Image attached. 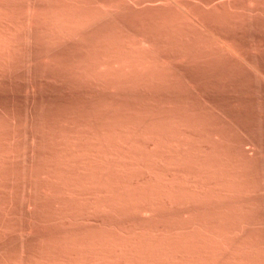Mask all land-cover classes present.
I'll return each instance as SVG.
<instances>
[{
  "label": "rangeland",
  "instance_id": "1",
  "mask_svg": "<svg viewBox=\"0 0 264 264\" xmlns=\"http://www.w3.org/2000/svg\"><path fill=\"white\" fill-rule=\"evenodd\" d=\"M0 6L5 32H0V39L4 41L6 34L10 38L14 30L13 38H20H11L12 45L6 37L13 50L6 45L4 52L0 48V60L5 61L1 60L4 68L0 62V264H32L36 258L43 260L33 264H43L46 257L52 264L62 258L65 261L58 264H80L82 254L83 260L86 255L90 261L85 264H125L126 259H131L126 264H173L175 258L174 264H264V0H0ZM30 9L35 18H29ZM185 11L195 18L194 24L192 16H186L192 22L185 18ZM46 13L48 18L54 13L62 23L65 18L64 23L73 21L75 33L70 35L68 26L65 33L63 27V38L54 41L51 34L52 41L48 40L49 30L57 36L62 27L56 26L59 22L53 25L51 16L54 30L50 29ZM8 25L12 34L6 32ZM111 57L114 62L122 59L119 65L126 62L124 69L134 76L124 65L116 67L118 62ZM104 59L112 61L107 65ZM100 61L105 62L104 68ZM153 182L161 191L163 185L164 191L171 190L168 198L152 196ZM137 189L143 195L152 191L145 197L153 209L143 206L146 199ZM139 207L150 209L140 211ZM204 245L216 257L208 255ZM165 247L167 253L170 247L177 253H170L173 262L164 253ZM140 248H148L146 254ZM199 249L203 257L213 259L206 256L209 263L203 257L204 261L198 260ZM57 255L61 258L53 260ZM90 256L96 259L89 260ZM188 256L198 261H187ZM156 258L163 259L156 262Z\"/></svg>",
  "mask_w": 264,
  "mask_h": 264
},
{
  "label": "bare ground",
  "instance_id": "2",
  "mask_svg": "<svg viewBox=\"0 0 264 264\" xmlns=\"http://www.w3.org/2000/svg\"><path fill=\"white\" fill-rule=\"evenodd\" d=\"M56 1H57V0H56ZM55 5H56V4H55ZM63 5H64V4H63ZM79 6H80V5H79ZM0 7H1V6H0ZM64 7H65V6H64ZM66 7H67V6H66ZM75 7H76V6H75ZM177 7H179V6H177ZM28 8H29V7H28ZM60 8H61V7H60ZM179 8H180V7H179ZM182 9H183V8H182ZM182 9H181V10H182ZM178 10H179V9H178ZM184 10H185V9H184ZM184 10H182V13L184 12ZM188 10H189V9H188ZM9 11H10V10H9ZM29 11H30V12H28V14H29V13H30V14L34 13V11H32V9H30ZM76 11H77V10H76ZM0 12L2 13L1 10H0ZM54 13H55V12H54ZM54 13L51 14V15H49V16H50V17H49L50 19H51V16H53L52 19L55 18V21L53 20V21L55 22L54 24H53L52 21H49V18L47 17V15H48L47 13H46V17L43 16V18H44V17H45V18H48V19H45L47 22L49 21L48 24H47V22L41 17V18L43 19V22H46L45 25L47 24V26H49L50 29L53 27L52 30H54V26L50 27V25H52V24H53V25L57 24V23L59 22V20L61 19L60 17H59V19H58V18L56 19V16H55ZM102 13H103V12H102ZM188 13H189V12L186 13V11H185V13H184V14H185V15H184L185 18H188L189 16H192L191 13H190L191 15L188 16V15H187ZM2 14H3V13H2ZM2 14H1V15H2ZM30 14H29V18H31V17H32V18H35V17H33V15L30 16ZM39 14H40V12H39ZM44 14H45V13H44ZM58 14H59V12H58ZM69 14H70V13H69ZM195 14H196V13H195ZM40 15H41V14H40ZM56 15H57V13H56ZM88 15H89V14H88ZM5 16H6V15H5ZM34 16L37 17V16H38L37 13H35ZM95 16H96V15H95ZM186 16H188V17H186ZM57 17H58V16H57ZM96 17H97V16H96ZM192 17H193V16H192ZM37 18H38V17H37ZM39 18H40V17H39ZM170 18H171V17H170ZM0 19H1V18H0ZM2 19H3V18H2ZM65 19H68V18H65ZM65 19H64V20H65ZM71 19H72V18H71ZM94 19H95V18H94ZM189 19H191V18H188V21L190 22L192 19H191V20H189ZM194 19H195V18L193 17V20H194ZM27 20H28V19H27ZM33 20H34V19H33ZM61 20H62V19H61ZM64 20H63V23H62L61 21H60L61 23L59 22L61 25H59V23L56 25L58 28H59V27H62V28H59V31L62 33V31H65V30L67 29V30L69 31L70 35H71V33H75L76 26H75L74 24H71L73 21L71 20V21H72L71 23H67V22H69V21H66V23H64ZM0 21H1V20H0ZM4 21H5V20H4ZM28 21H29V20H28ZM56 21H57V22H56ZM80 21H81V20H80ZM83 21H84V20H83ZM50 22H51V23H50ZM81 22H82V21H81ZM191 22H192V21H191ZM76 23H77V22H76ZM87 23H88V21H87ZM87 23H86V24H87ZM194 23H195V20L192 22V24H194ZM198 23H199V22H198ZM6 24H7V23H6ZM28 24H29V23H28ZM43 24H44V23H43ZM62 24H63V26H62ZM64 24H65V25L68 24V25L64 26ZM70 24H71V26L74 25V26H73V28H74V29H73L74 32L71 31V30L69 29V27H70L69 25H70ZM78 24H79V23H78ZM90 24H91V23H90ZM165 24H166V23H165ZM196 24H197V23H196ZM196 24H195V25H196ZM0 25L3 26V27L1 28V31H0V32H2V31H3L2 29H4V25H3L2 23H0ZM81 25H82V24H81ZM160 25H161V24H160ZM5 26H6V25H5ZM11 26H12V25H11ZM13 26H14V25H13ZM18 26H19V25H18ZM24 26H25V25H24ZM30 26H31V25H30ZM47 26H46V27H47ZM67 26H68V28L65 29V27H67ZM82 26H83V25H82ZM86 26H87V25H86ZM201 26H202V25H201ZM0 27H1V26H0ZM8 27H9V25L7 26V29H8V30L5 29V30H7L6 32H7V33H10V34L13 33V35L15 36L14 31H16V30H14V31L11 33V30H12L11 28H12V27H10V29H9ZM14 27H15V26H14ZM14 27H13V28H14ZM20 27H21V26H20ZM27 27H28V26H27ZM63 27H64L65 30L63 29ZM83 27H84V26H83ZM83 27H82V28H83ZM154 27H155V26H154ZM202 27H203V26H202ZM202 27H201V28H202ZM47 28H48V27H47ZM47 28H45V29H46V30H49V28H48V29H47ZM70 28H72V27H70ZM201 28H200V30H202ZM14 29H16V28H14ZM19 29H20V28H19ZM61 29H63V30H61ZM78 29H79V28H78ZM198 29H199V28H198ZM22 30H23V29H22ZM22 30H21V31H22ZM57 30H58V29H56L55 31H57ZM67 30L65 31V33H68ZM210 30H211V29H210ZM40 31H41V30H40ZM59 31H57L56 33H58ZM78 31H79V30H78ZM107 31H108V30H107ZM46 32H47V31H46ZM76 32H77V31H76ZM132 32H133V31H132ZM3 33L5 34V32H2V34H3ZM49 33H50V36L47 35L48 38L45 37V38H43V39H46V38H47L48 40H51L52 36L54 35V38H53L52 40L57 41V40H59V37H60V36L62 37V35L64 34V33H62L61 35L59 34V35L55 36L56 34L53 33L52 31L50 32V30H49ZM200 33H201V32H200ZM215 33H216V32H215ZM4 34H3V35H4ZM21 34H22V33H21ZM51 34H53V35H51ZM213 34H214V33H213ZM3 35H2V37H3ZM6 35H7L6 37L9 38V34H6ZM13 35L9 38V40H10L11 38H12V39H16L15 37L13 38ZM44 35H45V34H44ZM64 35H65V34H64ZM64 35H63V37H64ZM78 35H79V34H78ZM58 36H59V37H58ZM208 36L213 37L212 34H208ZM0 37H1V34H0ZM6 37H3V38L6 39ZM56 37H58V38H56ZM63 37H62V38H63ZM112 37H113V36H112ZM214 37H215V39L220 38L219 36L216 37L215 35H214ZM214 37H213V38H214ZM8 38L6 39L7 41H6L5 39H3L4 41H2V38L0 39V43L2 44V42H3L2 45L0 44V46H1L0 48L2 49L3 52H4V50L7 49V48L9 49V47L12 48L11 45H8V44H9V40H8ZM55 38H56V40H55ZM213 38H211V39H213ZM19 39H20V38H17L16 40H19ZM117 39H118V38H117ZM126 39H127V41H128V36H127ZM16 40H15V42H16ZM52 40H51V41H52ZM105 40H106V39H105ZM213 40H214V39H213ZM1 41H2V42H1ZM10 41H11V43H12V45H13V41H14V40H13V41L10 40ZM22 41H23V40H22ZM27 41H28V40H27ZM100 41H101V40H100ZM110 41H111V40H110ZM122 41H124V40H122ZM15 42H14V43H15ZM19 42H20V41H19ZM62 42H63V41H62ZM101 42H103V39H102ZM211 42H212V41H211ZM214 42H215V41H214ZM216 42H217V40H216ZM16 43H17V42H16ZM95 43H96V42H95ZM99 43H100V42H99ZM123 43H124V42H123ZM123 43H122V44H123ZM130 43H131V42H130ZM217 43H218V42H217ZM219 43H220V42H219ZM38 44H39V43H38ZM220 44H221V43H220ZM220 44H218V45L220 46ZM3 45H4V46L6 45L7 48H6V47H2ZM14 45L16 46L17 44H14ZM70 45H71V44H70ZM99 45H100V44H99ZM128 45H130V44H128ZM128 45H127V46H128ZM136 45H137V44H136ZM216 45H217V44H216ZM15 46H14V47H15ZM22 46H23V45H22ZM117 46H118V45H117ZM123 46H124V45H123ZM119 47H120V46H119ZM134 47L136 48V46H134ZM134 47H133V48H134ZM227 47H229V46H227ZM3 48H5V49L3 50ZM113 48H114V47H113ZM117 48H118V47H117ZM122 48H123V47H122ZM130 48H131V47H130ZM133 48H131V49H133ZM135 48H134V49H135ZM1 49H0V50H1ZM111 49H112V48H111ZM118 49H119V48H118ZM120 49H121V48H120ZM123 49H124V48H123ZM126 49L128 50L129 48H126ZM12 50H13V48H12ZM96 50H97V49H96ZM127 50H126V51H127ZM124 51H125V50H124ZM149 51H151V50H149ZM227 51H228V49H227ZM13 52H14V51H13ZM127 52H128V51H127ZM140 52H141V51H140ZM0 53H1V56H3V55H2V52H0ZM104 53H105V52H104ZM107 53H108V52H107ZM130 53H133V52L131 51ZM130 53H129V54H130ZM133 54H134V53H133ZM133 54H132V55H133ZM139 54H140V53H139ZM143 54H144V53H143ZM8 55H9V54H8ZM93 55H94V54H93ZM102 55H103V54H102ZM105 55H106V54H105ZM105 55H104V57H105ZM109 55L111 56V54H109ZM109 55H108V56H109ZM1 56H0V57H1ZM110 56H109V57H110ZM139 56H140V55H139ZM95 57H96V55H95ZM112 57H115V58H116V56H114V55H113ZM112 57H111V58H112ZM118 57H119V56H118ZM232 57H233V56H232ZM3 58H4V57H3ZM97 58H98V55H97ZM100 58H102V57H100ZM100 58H99V59H100ZM107 58H108V57H107ZM115 58H114V59H115ZM127 58H128V57H127ZM127 58H126V61H127ZM129 58H130V57H129ZM134 58H135V57H134ZM134 58H132V59H134ZM105 59H106V57H105ZM105 59H104V60H105ZM112 59H113V58H112ZM114 59H113V62H114ZM137 59H139V58L137 57ZM166 59H167V58H166ZM243 59H244V58H243ZM1 60H2V59H1ZM1 60H0V62H1ZM5 60H6V58H5ZM94 60H95V59H94ZM100 60H101V59H100ZM108 60H109V59H108ZM121 60H122V59H120V61H119L118 59H116L117 62H118V61L121 62ZM130 60H131V59H130ZM130 60H129V61H130ZM241 60H242V59H241ZM105 61H106V60H105ZM111 61H112V60H111ZM111 61H110V62H111ZM116 61H115L114 63H117ZM122 61H123V60H122ZM129 61H128V62H129ZM135 61H136V60H134V62H135ZM138 61H139V60H138ZM2 62H5V61L2 60ZM2 62H1V66L4 68V66L2 65ZM98 62H99V61H98ZM100 62H101V61H100ZM110 62H108V63H110ZM119 62L117 63L118 65H119ZM136 62H137V61H136ZM139 62H140V61H139ZM153 62H154V61H153ZM162 62H163V61H162ZM9 63H10V62H9ZM96 63H97V62H96ZM101 63H102V62H101ZM104 63H105V62H104ZM104 63H102V64H103V68H104V66L106 65V64L104 65ZM106 63H107V61H106ZM108 63H107V65H108ZM114 63H113V64H114ZM125 63H126V62H125ZM125 63L123 62V64H122V65H124L123 69L125 68ZM131 63H132V62H131ZM166 63H167V62H166ZM5 64H8V62L5 63ZM5 64H4V65H5ZM99 64H100V63H99ZM102 64H101V65H102ZM133 64H134V63H133ZM160 64H161V63H160ZM10 65H11V64H10ZM91 65H92V64H91ZM97 65H98V64H97ZM118 65H117L116 67H121V66H122V65H119V66H118ZM128 65H129V63H128ZM128 65L126 64V66H128ZM130 65H131V64H130ZM142 65H143V64H142ZM151 65H152V64H151ZM5 66L8 67V65H5ZM113 66H114V65H113ZM137 66H138V64H137ZM137 66L135 65V66H133L132 68L134 69V67H137ZM139 66L141 67L140 64H139ZM144 66H145V65H144ZM144 66H143L142 68H144ZM89 67H90V66H89ZM107 67H108V66H107ZM110 67H111V65H110ZM128 67H129V66H128ZM161 67H162V66H161ZM168 67H169V66H168ZM100 68H101V67H100ZM130 68H131V67H130ZM1 69H2V68H1ZM109 69H110V68H109ZM118 69H119V68H118ZM121 69H122V68H121ZM123 69H122V70H123ZM139 69H140V68H139ZM149 69H150V68H149ZM153 69H154V68H153ZM95 70H96V69H95ZM100 70H101V69H100ZM110 70H111V69H110ZM124 70H125V69H124ZM134 70H135V69H134ZM134 70H133V71H134ZM142 70L145 71L144 69H142ZM146 70H147V67H146ZM105 71H106V70H105ZM112 71H113V69H112ZM120 71H121V70H120ZM125 71H126V70H125ZM128 71H129V70H127L126 72H127L128 74H130L131 72L129 71V72H130V73H129ZM136 71L138 72V68H137ZM140 72H141V71H140ZM158 72H159V71H158ZM108 73H109V71H108ZM124 73H125V72H124ZM127 73H126V74H127ZM132 73H133V72H132ZM132 73H131V74H132ZM134 73H135V72H134ZM141 73H142V72H141ZM135 74H136V73H135ZM132 75H133V74H132ZM141 75H143V74H141ZM2 76H3V75H2ZM111 76H112V75H111ZM133 76H134V75H133ZM146 76H147V73H146ZM88 77H89V76H88ZM120 77H121V76H120ZM125 77H126V76H125ZM128 77H129V76H128ZM129 78H130V77H129ZM133 78H134V77H133ZM137 78H139V77H137ZM116 79H117V78H116ZM141 79H142V78H141ZM133 80H134V79H133ZM135 80H136V79H135ZM1 81H2V80H1ZM131 82H132V81H131ZM136 82H137V81H136ZM174 89H175V88H174ZM175 117H176V116H175ZM14 119H15V118H14ZM165 123H166V122H165ZM173 125H174V124H173ZM0 126H1V125H0ZM42 126H43V125H42ZM146 128H147V127H146ZM177 128H178V127H177ZM2 129H3V128H2ZM43 129H44V128H43ZM111 130H112V129H111ZM158 130H159V129H158ZM144 132H145V131H144ZM119 134H120V133H119ZM147 134H148V133H147ZM13 135H15V134H13ZM103 136H104V135H103ZM138 136H139V135H138ZM147 137H148V136H147ZM48 138H49V137H48ZM97 138H98V137H97ZM148 138H149V137H148ZM151 138H152V137H151ZM102 139H103V137H102ZM104 139H105V138H104ZM104 139H103V140H104ZM120 139H121V138H120ZM144 139H145V138H144ZM144 139H143V140H144ZM2 140H3V139H2ZM143 140H142V141H143ZM145 140H146V139H145ZM173 140H174V138H173ZM0 141H1V140H0ZM121 141H123V140H121ZM201 141H202V140H201ZM56 142H57V141H56ZM66 142H67V141H66ZM76 142H77V141H76ZM92 142H93V141H92ZM135 142H136V141H135ZM186 142H187V141H186ZM26 143H27V142H26ZM79 143H80V142H79ZM95 143H96V142H95ZM99 143H100V142H99ZM106 143H107V142H106ZM127 143H129V142H127ZM2 144H5V143H2ZM72 144H73V143H72ZM76 144H77V143H76ZM119 144H120V143H119ZM176 144H177V143H176ZM69 145H71V144H69ZM74 145H75V144H74ZM74 145H73V146H74ZM102 145H103V144H102ZM115 145H116V144H115ZM153 145H154V144H153ZM155 145H157V144H155ZM155 145H154V146H155ZM109 146H110V145H109ZM154 146H153V147H154ZM186 146H187V145H186ZM197 146H198V145H197ZM97 147H99V146H97ZM112 147H113V146H112ZM126 147H127V146H126ZM135 147H136V146H135ZM138 147H139V146H138ZM39 148H40V147H39ZM71 149H72V148H71ZM111 149H112V148H111ZM136 149H137V148H136ZM15 150H16V149H15ZM109 150H110V149H109ZM119 150H120V149H119ZM129 150H130V149H129ZM7 151H8V150H7ZM11 151H12V150H11ZM16 151H17V150H16ZM16 151H15V152H16ZM102 151H103V150H102ZM106 151H107V150H106ZM25 152H26V151H25ZM8 153H10V152L8 151ZM114 153H115V152H114ZM125 153H126V152H124V154H125ZM58 154H59V153H58ZM108 154H109V153H108ZM108 154H107V155H108ZM115 154H116V153H115ZM129 154H130V153H129ZM144 154H145V153H144ZM3 155H4V153H3ZM11 155H12V154H11ZM93 155H94V154H93ZM96 155H97V154H96ZM101 155H102V154H101ZM105 155H106V154H105ZM117 155H118V154H117ZM130 155H131V154H130ZM130 155H128V156H130ZM109 156H110V155H108L107 157H109ZM111 156H112V154H111ZM115 156H116V155H115ZM124 156H125V155H124ZM128 156L126 155V158H127ZM132 156H133V155H132ZM224 156H225V155H224ZM74 157H75V156H74ZM77 157H79V156L77 155ZM80 157H81V156H80ZM83 157H85V156H83ZM117 157H118V156H117ZM117 157H116V160L118 159ZM158 157H159V156H158ZM161 157H162V156H161ZM12 158H13V157H12ZM87 158H88V157H87ZM105 158H106V156H105ZM114 158H115V157H114ZM148 158H149V157H148ZM189 158H190V157H189ZM77 159H79V158H77ZM77 159H76V160H77ZM82 159H83V158H82ZM121 159H125V158H120V159H118V161H120ZM127 159H128V158H127ZM133 159H134V158H133ZM133 159H132V160H133ZM142 159H143V158H142ZM181 159H182V158H181ZM212 159H213V158H212ZM0 160H1V159H0ZM2 160H3V158H2ZM94 160H95V158H94ZM112 160H113V159H112ZM116 160H115V161H116ZM129 160H131V158H130ZM129 160H127V162H128ZM140 160H141V158H140ZM145 160H146V159H145ZM151 160H153V158H152ZM165 160H166V159H165ZM89 161H90V160H89ZM96 161H97V160H96ZM121 161H122V160H121ZM123 161H126V160H123ZM155 161H156V160H155ZM159 161H160V160H159ZM104 162H106V161H104ZM113 162H114V161H113ZM132 162H133V161H132ZM148 162H149V161H148ZM99 163H100V162H99ZM102 163H103V162H102ZM108 163H109V162H108ZM119 163H120V162H119ZM122 163H123V162H122ZM122 163H120V164H122ZM125 163H126V162H125ZM167 163H168V162H167ZM171 163H172V162H171ZM206 163H208V162H206ZM40 164H41V163H40ZM126 164H127V163H126ZM135 164H136V163H135ZM116 165H117V164H116ZM118 165H119V164H118ZM124 165H125V164H124ZM127 165H128V164H127ZM127 165H126V166H127ZM155 165H156V164H155ZM171 165H172V164H171ZM191 165H192V164H191ZM43 166H44V165H43ZM101 166H102V165H101ZM108 166H109V165H108ZM112 166H113V165H112ZM129 166H130V165H129ZM205 166H206V165H205ZM105 167H106V166H105ZM109 167H110V166H109ZM109 167H108V168H109ZM118 167H120V166H118ZM122 167H123V166H122ZM127 167H128V166H127ZM130 167H131V166H130ZM17 168H18V167H17ZM113 168H114V167H113ZM153 168H154V167H153ZM155 168H156V166H155ZM198 168H199V167H198ZM200 168H201V167H200ZM70 169H71V168H70ZM85 169H87V168H85ZM138 169H139V168H138ZM211 169H212V168H211ZM214 169H215V168H214ZM235 169H236V168H235ZM46 170H47V169H46ZM114 170H115V169H114ZM119 170H120V169H119ZM198 170H199V169H198ZM201 171H202V170H201ZM208 171H209V170H208ZM211 171H212V170H211ZM211 171H210V172H211ZM253 171H254V170H253ZM4 172H5V171H4ZM81 172H82V171H81ZM95 172H96V171H95ZM105 172H106V171H105ZM108 172H109V171H108ZM226 172H227V171H226ZM89 173H90V172H89ZM102 173H103V172H102ZM122 173H123V172H122ZM179 173H180V172H179ZM207 173H208V172H207ZM46 174H47V173H46ZM104 174H105V173H104ZM117 174H118V173H117ZM176 174H177V173H176ZM209 174H210V173H209ZM234 174H235V173H234ZM108 175H109V174H108ZM130 175H131V173H130ZM130 175H129V176H130ZM149 175H150V174H149ZM156 175H157V174H156ZM173 175H174V173H173ZM178 175H179V174H178ZM205 175H206V174H205ZM211 175H212V174H211ZM214 175H215V174H214ZM214 175H213V176H214ZM217 175H218V174H217ZM217 175H216V176H217ZM246 175H247V174H246ZM154 176H155V175H154ZM154 176H153V177H154ZM163 176H164V175H163ZM187 176H188V175H187ZM201 176H202V175H201ZM224 176H225V175H224ZM118 177H119V176H118ZM132 177H134V176H132ZM196 177H197V176H196ZM203 177H204V176H203ZM207 177H208V175H207ZM207 177H206V178H207ZM116 178H117V177H116ZM181 178H182V177H181ZM188 178H189V177H188ZM222 178H223V177H222ZM232 178H233V177H232ZM1 179H2V178H1ZM90 179H91V178H90ZM110 179H111V178H110ZM112 179H113V178H112ZM127 179H128V178H127ZM150 179H151V178H150ZM154 179H155V178H154ZM159 179H161V176L159 177ZM159 179H158V180H159ZM179 179H180V178H179ZM182 179H183V178H182ZM194 179H195V176H194ZM194 179H193V180H194ZM227 179H228V178H227ZM16 180H17V179H16ZM121 180H122V179H121ZM148 180H149V179H148ZM156 180H157V179H156ZM156 180H155V181H156ZM161 180H162V179H161ZM183 180H185V179H183ZM202 180H203V179H202ZM213 180H214V179H213ZM228 180H229V179H228ZM88 181H89V180H88ZM97 181H98V180H97ZM105 181H106V180H105ZM119 181H120V180H119ZM122 181H123V180H122ZM155 181H154V182H155ZM178 181H179V180H178ZM178 181H175V182L177 183ZM181 181H182V180H181ZM181 181H180V183H181ZM189 181L191 182V180H189ZM189 181H188V182H189ZM232 181H233V180H232ZM234 181H235V180H234ZM236 181H237V180H236ZM37 182H38V181H37ZM90 182H91V181H90ZM98 182H99V181H98ZM103 182H104V181H103ZM109 182H110V181H109ZM120 182H121V181H120ZM137 182H138V181H137ZM150 182H151V181H150ZM154 182H153V183H154ZM159 182H160V181H158V183H159ZM168 182H169V181H168ZM171 182H172V181H171ZM195 182H196V181H195ZM212 182H213V181H212ZM223 182H224V181H223ZM63 183H64V182H63ZM117 183H118V182H117ZM125 183H126V182H125ZM164 183H165V182H164ZM164 183H163V184H164ZM166 183H167V182H166ZM191 183H192V182H191ZM201 183H202V182H201ZM205 183H206V182H205ZM228 183H229V182H228ZM245 183H246V182H245ZM90 184H91V183H90ZM96 184H97V183H96ZM111 184H112V183H111ZM121 184H122V183H121ZM121 184H120V185H121ZM151 184H152V183H151ZM160 184H161V183H160ZM225 184H226V183H225ZM230 184H231V183H230ZM83 185H84V184H83ZM97 185H99V183H98ZM107 185H108V184H107ZM136 185H137V184H136ZM148 185H149V184H148ZM148 185H147V186H148ZM153 185L155 186L156 184L154 183ZM170 185H171V184H170ZM172 185H173V184H172ZM174 185H175V184H174ZM178 185H179V184H178ZM199 185H200V184H199ZM92 186H93V185H92ZM105 186H106V185H105ZM105 186H104V187H105ZM115 186H116V185H115ZM154 186H152V187H153V188H152V189H153V194H152V191H150V190H152V189H150V190L148 189V190L151 192L152 196L154 195V197L157 199L158 197H160V196H158V195H161V194H162L161 198H159V199H162V197H164L165 199L168 198V197H167V196L169 195L168 192L171 191V190L167 191V190L165 189V191H167V192L165 193V191L163 190L164 185L162 186V184H161L160 187H161V186L163 187V188H162V187H161V188H162V191L165 193V194L163 195L161 189H160V188H159L160 190L157 189V188L159 187V184L156 185L157 187H154ZM166 186H168V185H166ZM188 186H189V185H188ZM215 186H216V185H215ZM225 186H226V185H225ZM68 187H69V186H68ZM88 187H89V186H88ZM90 187H91V186H90ZM90 187H89V188H90ZM98 187H99V186H98ZM102 187H103V186H102ZM116 187H117V186H116ZM119 187H120V186H119ZM123 187H125L124 184H123ZM139 187H140V186H139ZM139 187H138V188H139ZM148 187L150 188L151 186H148ZM148 187H147V188H148ZM171 187H172V186H171ZM171 187H169V188L171 189ZM185 187H186V186H185ZM190 187H191V185H190ZM218 187H219V186H218ZM241 187H242V186H241ZM241 187H240V189H241ZM243 187H244V185H243ZM64 188H65V187H64ZM76 188H77V187H76ZM80 188H81V187H80ZM112 188H113V186H112ZM154 188H156L157 191H155ZM169 188H168V189H169ZM180 188H181V187H180ZM182 188H183V187H182ZM188 188H189V187H188ZM193 188H194V187H193ZM226 188H227V187H226ZM249 188H250V187H249ZM47 189H48V188H47ZM66 189H67V188H66ZM69 189H70V188H69ZM94 189H95V188H94ZM116 189H117V188H116ZM122 189H123V188H122ZM135 189H136V188H135ZM144 189H145V188H144ZM233 189H235V188H233ZM245 189H246V187H245ZM78 190H79V189H78ZM119 190H120V188H119ZM137 190H138V189H137ZM137 190H135L136 193H138V192H139L138 194H141V193H142V192H140L141 190H140V191L138 190V192H137ZM158 190L161 191L160 194L158 193V192H159ZM173 190H174V189H173ZM194 190H196V189H194ZM229 190H230V189H229ZM243 190H244V189H243ZM246 190H247V189H246ZM91 191H92V190H91ZM111 191H112V190H111ZM128 191H129V190H128ZM144 191H145V190H144ZM179 191H180V189H179ZM184 191H185V190H184ZM208 191H209V190H208ZM219 191H220V190H219ZM219 191H218V192H219ZM241 191H242V190H241ZM5 192H6V191H5ZM103 192H104V191H103ZM106 192H107V191H106ZM112 192H113V191H112ZM145 192H146V191H145ZM150 192L147 191V193H150ZM198 192H199V191H198ZM227 192H228V191H227ZM237 192H238V191H237ZM244 192H245V191H244ZM247 192H248V191H247ZM45 193H46V192H45ZM97 193H98V192H97ZM113 193H114V192H113ZM113 193H112V194H113ZM147 193H145V194H146V195H149V197H150L151 195H150V194H147ZM154 193H157V194H158V195H157L158 197L155 196ZM172 193H173V192H172ZM73 194H74V193H73ZM86 194H87V193H86ZM95 194H96V193H95ZM138 194H137V195H138ZM145 194L143 195V193H142L141 195L146 199L147 196H146ZM167 194H168V195H167ZM170 194H171V193H170ZM173 194L175 195V193H173ZM173 194H171V195H173ZM184 194H185V193H184ZM187 194H189V193L187 192ZM187 194H186V195H187ZM192 194H193V193H192ZM192 194H191V196H192ZM194 194H195V193H194ZM205 194H206V192H205ZM251 194H252V193H251ZM61 195H62V194H61ZM98 195H101V194H98ZM98 195H97V196H98ZM105 195H106V194H105ZM137 195L134 193V197H135V196L137 197ZM171 195H170V196H171ZM178 195H179V194H178ZM110 196H111V195H110ZM138 196H140V195H138ZM145 196H146V197H145ZM183 196H184V195H183ZM183 196H182V197H183ZM187 196H188V195H187ZM203 196H204V195H203ZM205 196H206V195H205ZM205 196H204V197H205ZM226 196H227V195H226ZM49 197H50V196H49ZM69 197H70V196H69ZM73 197H74V196H73ZM75 197H76V196H75ZM105 197H107V196H105ZM134 197H133V198H134ZM140 197H141V196H140ZM140 197L136 198V200L133 199V198H130V199H131V200L133 199V200L137 201V199H141ZM176 197H177V196H176ZM176 197H175V198H176ZM184 197H185V196H184ZM188 197H189V196H188ZM79 198H80V197H79ZM87 198H89V197H87ZM87 198H86V199H87ZM175 198H174V199H175ZM180 198H181V197H180ZM180 198H179V199H180ZM194 198H195V197H194ZM196 198H197V197H196ZM94 199H95V198H94ZM96 199H97V198H96ZM96 199H95V200H96ZM101 199H102V198H101ZM149 199H150V198H149ZM149 199H148V203H150V202H149ZM159 199H158V200H159ZM169 199H170V198H169ZM176 199H177V198H176ZM184 199H185V198H184ZM187 199H188V198H187ZM200 199H201V198H200ZM205 199H206V198H205ZM214 199H215V198H214ZM220 199H221V198H220ZM162 200H164V199H162ZM181 200H182V199H181ZM197 200H198V198H197ZM203 200H204V199H203ZM207 200H208V199H207ZM45 201H46V200H45ZM150 201H151V199H150ZM168 201H169V200H168ZM171 201H172V198H171ZM182 201H183V200H182ZM186 201H187V200H186ZM201 201H202V199H201ZM201 201H200V202H201ZM15 202H16V201H15ZM86 202H87V201H86ZM109 202H111V201H109ZM113 202H114V201H113ZM128 202H129V201H128ZM139 202L142 203L143 201L140 200ZM144 202L146 203V204H143L144 207H145L146 205H147V206H148V205L151 206V209H153L152 207H155V206H153V203H152V204H151V203H150V204H147V199H146V201H144ZM151 202H155L154 199H153V201H151ZM157 202H158V201H156V203H157ZM159 202H160V201H159ZM163 202H164V201H163ZM174 202H175V200H174ZM187 202H188V201H187ZM190 202H191V201H190ZM210 202H212V201H210ZM75 203H76V202H75ZM82 203H83V202H82ZM133 203H135V202H133ZM156 203H155V204H156ZM160 203H162V202H160ZM170 203H172V202H170ZM192 203H193V202H192ZM214 203H215V202H214ZM232 203H233V202H232ZM46 204H47V203H46ZM80 204H81V203H80ZM83 204H84V203H83ZM89 204H90V203H89ZM93 204H94V203H93ZM103 204H104V203H103ZM111 204H112V202H111ZM116 204H117V202H116ZM164 204H165V203H164ZM177 204H178V203H177ZM194 204H195V203H194ZM95 205H97V204H95ZM104 205H105V204H104ZM106 205H108V204H106ZM109 205H110V204H109ZM112 205H113V204H112ZM112 205H111V206H112ZM135 205H136V204H135ZM137 205H138V203H137ZM140 205H141V204H140ZM140 205H139V206H140ZM161 205H162V204H161ZM175 205H176V204H175ZM181 205H182V204H181ZM86 206H87V205H86ZM133 206H134V204H133ZM157 206H159V205L157 204ZM186 206H187V205H186ZM188 206H189V205H188ZM196 206H197V205H196ZM196 206H195V207H196ZM199 206H200V205H199ZM233 206H234V205H233ZM90 207H91V206H90ZM104 207H105V206H104ZM131 207H132V205H131ZM171 207H172V206H171ZM102 208H103V207H102ZM109 208H111V207L109 206ZM112 208H113V207H112ZM139 208H140V211H141V210H142V211H143V210L145 211V209H150V207H149V208L147 207V208H145V209H143V208H141V207H139ZM246 208H247V207H246ZM55 209H56V208H55ZM89 209H90V208H89ZM101 210H102V209H101ZM250 210H251V209H250ZM71 211H72V210H71ZM87 211H88V210H87ZM97 211H100V210H97ZM237 211H238V210H237ZM240 211H241V210H240ZM4 212H5V211H4ZM76 212H77V211H76ZM89 212H90V211H89ZM225 212H226V211H225ZM73 213H74V212H73ZM108 213H109V212H108ZM110 213H111V212H110ZM110 213H109V214H110ZM147 213H149V211H148ZM150 213H151V212H150ZM201 213H202V212H201ZM218 213H219V212H218ZM238 213H239V212H238ZM245 213H246V212H245ZM255 213H256V212H255ZM38 214H40V213H38ZM209 214H210V213H209ZM224 214H225V213H224ZM224 214H223V215H224ZM215 215H216V214H215ZM215 215H214V216H215ZM234 215H235V214H234ZM236 215H237V214H236ZM238 215H239V214H238ZM245 215H246V214H245ZM248 215H249V214H248ZM74 216H75V215H74ZM232 216H233V215H232ZM239 216H240V215H239ZM239 216H238V217H239ZM250 216H251V215H250ZM211 217H212V216H211ZM236 217H237V216H236ZM230 218H231V217H230ZM243 218H244V217H243ZM152 219H153V218H152ZM199 219H200V218H199ZM225 219H226V218H225ZM230 220H231V219H230ZM239 220H240V219H239ZM244 220H245V219H244ZM246 220H248V219H246ZM103 221H104V220H103ZM167 221H168V220H167ZM198 221H199V220H198ZM211 221H212V220H211ZM215 221H216V220H215ZM221 221H222V220H221ZM231 221H232V220H231ZM237 221H238V220H237ZM160 222H161V221H160ZM203 222H204V221H203ZM205 222H206V221H205ZM205 222H204V223H205ZM218 222H219V221H218ZM250 222H251V221H250ZM165 223H166V222H165ZM192 223H193V222H192ZM97 224H98V223H97ZM195 224H196V223H195ZM229 224H230V223H229ZM248 224H249V223H248ZM170 226H171V225H170ZM143 227H144V226H143ZM156 227H157V226H156ZM213 227H214V225H213ZM219 227H220V226H219ZM223 227H224V226H223ZM223 227H222V228H223ZM228 227H230V226H228ZM153 228H154V227H153ZM169 228H170V227H169ZM198 228H199V227H198ZM198 228H197V229H198ZM210 228H211V227H210ZM220 228H221V227H220ZM149 229H150V227H149ZM149 229H148V230L145 229V230H146V231H149ZM151 229H152V227H151ZM197 229H195V230H197ZM216 229H217V227H216ZM216 229H214V230H216ZM233 229H234V228H233ZM152 230H153V229H152ZM175 230H176V229H175ZM182 230H184V229H182ZM185 230H186V229H185ZM193 230H194V229H193ZM205 230H206V228H205ZM209 230H210V229H209ZM220 230H221V229H220ZM220 230H218V232H219ZM223 230H224V229H223ZM225 230L227 231V229H225ZM228 230H229V228H228ZM236 230H237V229H236ZM240 230H241V229H240ZM85 231H86V230H85ZM141 231H142V229H141ZM150 231H151V230H150ZM161 231H162V230H161ZM179 231H180V230H179ZM186 231H187V230H186ZM198 231H199V230H198ZM212 231H213V230H212ZM231 231H232V230H230V232H231ZM233 231H234V230H233ZM98 232H99V231H98ZM119 232H120V231H119ZM136 232H137V231H136ZM136 232H135V233H136ZM139 232H140V231H139ZM143 232H144V231H142V233H143ZM191 232H192V231H191ZM191 232H190V233H191ZM203 232H204V229H203ZM203 232H202V233H203ZM205 232H206V231H205ZM85 233H86V232H85ZM120 233H121V232H120ZM126 233H127V232H126ZM145 233H148V232H145ZM145 233H144V234H145ZM149 233H151V232H149ZM155 233H156V232H155ZM158 233H159V232H158ZM163 233H165V232H163ZM167 233H168V232H167ZM167 233H166V234H167ZM174 233H175V232H174ZM179 233H181V232H179ZM183 233H184V232H183ZM188 233H189V232H188ZM195 233H196V232H195ZM206 233H207V232H206ZM215 233H216V232H215ZM215 233H213V234H215ZM224 233H225V232H224ZM224 233H223V234H224ZM231 233H232V232H231ZM96 234H97V233H96ZM136 234H137V233H136ZM138 234H139V233H138ZM138 234H137V235H138ZM170 234H171V233H170ZM186 234H187V233H186ZM192 234H193V233H192ZM216 234H217V233H216ZM221 234H222V233H221ZM221 234H220V235H221ZM226 234H228V232H227ZM232 234H233V233H232ZM236 234H237V233H236ZM31 235H32V234H31ZM34 235H35V234H34ZM98 235H100V234H98ZM98 235H97V237H98ZM125 235H126V234H125ZM125 235H124V236H125ZM131 235H132V234H131ZM134 235H135V234H134ZM142 235H143V234H142ZM145 235H146V234H145ZM147 235H148V236H151V234H150V235L147 234ZM147 235H146V236H147ZM160 235H161V234H160ZM167 235H168V234H167ZM171 235L173 236V234H171ZM175 235H178V234H175ZM179 235H180V234H179ZM181 235H182V233H181ZM188 235H189V234H188ZM204 235H205V233H204ZM204 235H202V236H204ZM218 235H219V233H218ZM95 236H96V235H95ZM100 236H101V235H100ZM139 236H140V235H139ZM146 236H144V239H143V240H146V239H145ZM148 236H147V237H148ZM152 236H153V235H152ZM155 236H156V235H155ZM155 236H154V237H155ZM158 236H159V235H158ZM162 236H163V235H162ZM164 236H165V235H164ZM193 236H194V235H193ZM198 236H199V235H198ZM208 236H210V234H209ZM226 236H227V235H226ZM76 237H77V236H76ZM92 237H93V235H92ZM92 237H91V238H92ZM122 237H123V236H122ZM129 237H130V238H128V239H132V238H133V237H131V236H129ZM142 237H143V236H142ZM182 237H183V236H182ZM191 237H192V236H191ZM191 237H190V238H191ZM205 237H207V236H205ZM212 237H214V236H210V238H212ZM215 237H216V236H215ZM217 237H218V236H217ZM217 237H216V238H217ZM222 237H223V235H222ZM232 237H233V236H232ZM236 237H237V236H236ZM257 237H258V236H257ZM87 238H88V237H86V239H87ZM95 238H96V237H95ZM102 238H103V237H102ZM104 238H105V237H104ZM115 238H116V237H115ZM136 238H137V237H136ZM149 238H150V237H149ZM159 238H160V237H159ZM184 238H185V237H183V240H184ZM190 238H188V239H190ZM195 238H197V237H195ZM210 238H209V239H210ZM216 238H214V239H216ZM223 238H224V237H223ZM69 239H70V238H69ZM92 239H93V238H92ZM100 239H101V237H100ZM126 239H127V238H126ZM162 239H163V237H162ZM162 239H160V240H162ZM171 239H172V238H171ZM174 239H175V238H174ZM206 239H208V238H206ZM206 239H205V240H206ZM220 239H222V238H220ZM226 239H227V238H226ZM250 239H251V238H250ZM250 239H249V240H250ZM258 239H259V238H258ZM82 240H83V239H82ZM82 240H81V241H82ZM87 240H88V239H87ZM87 240H86V241H87ZM137 240H138V239H137ZM137 240H135V241L137 242ZM139 240H140V239H139ZM141 240H142V239H141ZM150 240H152V239H149V241H150ZM160 240H159V242H160ZM164 240H165V239H164ZM172 240H173V239H172ZM176 240H177V237H176ZM200 240H201V237H200ZM200 240H199V241H200ZM216 240H217V239H216ZM224 240H225V239H224ZM243 240H244V239H243ZM71 241H72V240H71ZM77 241H78V239H77ZM79 241H80V239H79ZM90 241H91V240H89V241H88V244H87V246H89V247H90V243H89ZM93 241H95V240H93ZM97 241H99V239H98ZM97 241H96V242H97ZM102 241H103V240H102ZM107 241H108V240H107ZM116 241H117V240H116ZM125 241H126V240H125ZM128 241H129V240H128ZM165 241L167 242L168 240H165ZM165 241H164V242H165ZM190 241H191V239H190ZM195 241H196V240H195ZM197 241H198V240H197ZM199 241H198V242H199ZM208 241H209V240H208ZM208 241H206V242H208ZM210 241H212V239H211ZM214 241H215V240H214ZM64 242H65V241H64ZM68 242H69V241H68ZM99 242H100V241H99ZM142 242H143V241H142ZM147 242H148V241H147ZM150 242H151V241H150ZM156 242H157V241H156ZM172 242H174V240H173ZM180 242H181V240H180L178 243H180ZM202 242H203V239H202ZM202 242H201L200 244H202ZM218 242H219V241H218ZM221 242H222V241H221ZM225 242H226V241H225ZM248 242H249V241H248ZM66 243H67V242H66ZM66 243H65V245H66ZM70 243H73V242H70ZM78 243H79V242H78ZM85 243H86V242H84V244H85ZM97 243H98V242H97ZM97 243H96L95 245H97ZM140 243H141V242H140ZM140 243H139V241H138V244H140ZM145 243H146V242H145ZM185 243H187V242H185ZM188 243H189V242H188ZM192 243H194V241H192ZM192 243H191V245H192ZM196 243H197V242H196ZM208 243H209V242H208ZM208 243H207V244H208ZM211 243H212V242H211ZM216 243H217V242H216ZM230 243H231V242H230ZM230 243H229V244H230ZM243 243H244V242H243ZM253 243H254V242H253ZM44 244H45V243H44ZM79 244L81 245V243H79ZM130 244H131V243H130ZM134 244H135V243H133L132 245H134ZM148 244H149V243H148ZM148 244H146V245L149 246L150 244H149V245H148ZM160 244H161V243H160ZM163 244H164V243H163ZM163 244H162V245H163ZM171 244H172V243L170 242V245H171ZM203 244H204V242H203ZM209 244H210V243H209ZM217 244H218V243H217ZM219 244H220V243H219ZM229 244H228V245H229ZM238 244H239V243H237V245H238ZM251 244H252V243H251ZM72 245L75 246V241H74V244H72ZM85 245H86V244H85ZM93 245H94V244H93ZM98 245H99V244H98ZM121 245H122V243H121ZM128 245H129V243H128ZM142 245L144 246V244H142ZM165 245H167V243H166ZM172 245H173V244H172ZM179 245H180V244H179ZM181 245H182V244H181ZM183 245H184V244H183ZM191 245H190V246H191ZM212 245H214V244L212 243ZM228 245H227V246H228ZM246 245H247V244H246ZM246 245H245V246H246ZM18 246H19V245H18ZM44 246H45V245H44ZM50 246H51V245H50ZM69 246H70V245H69ZM87 246H85V247H87ZM118 246H120V245H118ZM123 246H124V244H123ZM125 246H126V244H125ZM138 246H140V245H138ZM143 246H142V247H143ZM147 246H145V247H147ZM150 246H153V245H150ZM150 246H149V247H150ZM156 246H157V245H156ZM174 246H175V244H174ZM174 246H173V247H174ZM185 246H186V245H185ZM192 246H193V245H192ZM222 246H223V245H222ZM227 246H226V247H227ZM231 246H232V244H231ZM248 246H249V245H248ZM253 246H255V245H253ZM258 246H259V244H258ZM54 247H55V246H54ZM64 247H65V246H64ZM76 247H77V246H76ZM85 247H82V246H81V248H83V249H86ZM94 247H95V246H94ZM120 247H121V246H120ZM131 247L135 248L134 246H131ZM157 247H158V246H157ZM157 247H156V249H157ZM159 247H160V246H159ZM171 247H172V246H171ZM171 247L169 248V249H170V250H169V253H167V252H168V249H167L166 247H165V249L163 248L164 250L167 249V251H164V253L166 252V253H165L166 255H167V254H170V253H173L174 255L177 254V253L173 250V248H171ZM175 247H176V246H175ZM181 247H182V246H181ZM201 247H202V246H201ZM204 247H205V245H204ZM220 247H221V246H219V248H220ZM233 247H234V246H233ZM233 247H231V248H233ZM239 247H242V246H238V248H239ZM251 247H252V246H251ZM251 247H250V248H251ZM60 248H61V247H60ZM78 248H79L78 250H81L80 247H78ZM90 248H91V247H90ZM104 248H105V247H104ZM115 248H116V247H115ZM125 248H126V247H125ZM151 248H152V247H151ZM153 248H154V247H153ZM179 248H180V247H179ZM183 248H184V247H183ZM185 248H186V247H185ZM185 248H184V249H185ZM205 248H206L205 250H207V247H205ZM209 248H211V247H209ZM212 248H213V246H212ZM212 248H211V249H212ZM242 248H244V247H242ZM246 248H247V247H246ZM248 248H249V247H248ZM248 248H247V249H248ZM51 249H52V248H51ZM54 249H55V248H54ZM93 249H94V248H93ZM101 249H102V248H101ZM118 249H119V248H118ZM145 249H148V248H144V250H143L144 252L146 251ZM154 249H155V248H154ZM158 249H159V248H158ZM163 249H162V252H163ZM171 249L173 250V252H172ZM176 249H177V248H176ZM196 249H197V247H196ZM214 249H215V248H214ZM216 249L218 250V248H216ZM216 249H215V250H216ZM220 249H221V248H220ZM244 249H245V248H244ZM244 249H239V250H242V251H243ZM253 249H254V248H253ZM47 250H48V249H47ZM59 250H60V249H59ZM73 250H74V249H73ZM87 250H88V249H87ZM87 250H86V251H87ZM94 250H95V249H94ZM96 250H97V249H96ZM99 250H100V249H99ZM105 250H106V248H105ZM114 250H115V249H114ZM120 250H121V249H120ZM123 250H124V249H123ZM128 250H129V249H128ZM149 250H150V249H149ZM149 250H147V251H149ZM152 250H153V249H152ZM159 250H161V249H159ZM159 250H158V251H159ZM41 251H42V249H41ZM61 251H62V250H60V252H61ZM71 251H72V250H71ZM76 251H77V250H76ZM89 251H90V249H89ZM91 251H92V250H91ZM91 251H90V252H91ZM121 251H122V250H121ZM121 251H120V252H121ZM133 251H134V250H133ZM139 251H142L141 248H140ZM143 251H142V252H143ZM150 251H151V250H150ZM176 251H177V250H176ZM180 251H181V249H180ZM183 251H184V250H183ZM183 251H182V252H183ZM185 251H186V250H185ZM201 251H202L203 254H204V251H203V250H201ZM201 251H200V249H199L198 253L196 254V257H197V258H198V257L201 258V259L198 258V260L204 261L205 259H202V257H203L205 254L202 256ZM224 251H225V250H224ZM242 251H241V252H242ZM252 251H253V250H252ZM254 251H255V249H254ZM54 252H56V250H55ZM57 252H59V251H57ZM82 252H83V251H82ZM82 252H80V253H82ZM90 252H89V253H90ZM102 252H103V251H102ZM142 252H141L142 257H144L145 255H144ZM152 252H153V251H152ZM154 252H155V250H154ZM162 252H161V253H162ZM178 252H179V250H178ZM194 252H195V251H194ZM196 252H197V250H196ZM199 252L201 253V254H200L201 257L198 255ZM208 252H210V254H211V253L214 252V250H213V252H212V250H211V251H208V250H207V253H208ZM220 252H221V251H220ZM234 252H235V251H234ZM239 252H240V251H239ZM46 253H47V252H46ZM46 253H45V254H46ZM51 253H53V252H50V253L48 252V254H51ZM70 253H71V252H70ZM72 253H73V251H72ZM78 253H79V251L76 252L77 257H78ZM86 253L88 254V252H86ZM86 253H84V254H86ZM96 253H97V252H96ZM96 253H94V254H96ZM126 253H127V252H126ZM130 253H131V250H130ZM147 253H148V252H147ZM157 253H160V252H157ZM161 253H160V254H161ZM185 253L187 254V252H185ZM188 253H190V252H188ZM216 253L218 254V252H216ZM221 253H222V252H221ZM221 253H220V254H221ZM224 253H225V252H224ZM230 253H232V252H230ZM235 253H236V252H235ZM237 253H238V250H237ZM243 253H245V252H243ZM257 253H258V251H257ZM19 254H20V253H19ZM41 254H42V253H41ZM48 254H47L46 256H48ZM64 254H66V252H65ZM64 254H63V252H62V255H63V256H64ZM73 254H74V253H73ZM91 254H93V253H91ZM91 254H89V255H91ZM112 254H113V252H112ZM121 254H122V253H121ZM134 254H135V251H134ZM134 254H132V255H134ZM138 254H139V253H138ZM138 254H137V255H138ZM145 254H146V252H145ZM151 254H152V253H151ZM153 254H156V253H153ZM153 254H152V255H153ZM160 254H159V256H160ZM173 254L167 255V258L169 257V258L171 259V261H172L173 259H172L170 256L172 255V257H173V256H174ZM180 254H181V253H179V256H181ZM183 254H184V253H183ZM190 254H191V253H190ZM194 254H195V253H194ZM194 254H193V255H194ZM213 254H214V253H213ZM220 254H219V255H220ZM226 254H227V253H226ZM238 254H239V256H240L241 253H238ZM249 254H250V253H249ZM253 254H254V252H253ZM253 254H250V255H253ZM255 254H256V253H255ZM262 254H263V253H262ZM34 255H35V254H34ZM101 255H102V254H101ZM110 255H111V254H110ZM125 255H126V254H125ZM129 255H130V254H129ZM135 255H136V254H135ZM135 255H134V257H135ZM143 255H144V256H143ZM148 255H150V254H148ZM152 255H151V256H152ZM157 255H158V254H157ZM162 255H163V253H162ZM197 255H198V256H197ZM208 255H209V253H208ZM223 255H224V254H223ZM235 255H236V254L233 253V256H235ZM242 255H243V254H241V256H242ZM259 255H261V254H259ZM21 256H22V255H21ZM41 256H42V255H41ZM49 256H50V255H49ZM51 256H52V255H51ZM63 256H62V257H63ZM65 256H66V255H65ZM68 256H69V255H68ZM68 256H67V257H68ZM82 256H83V254H82L81 256H79V257L83 260V257H82ZM95 256H96V255H95ZM111 256H112V255H111ZM138 256H140V254H139ZM153 256H156V255H153ZM153 256H152V257H153ZM185 256H187V255H185ZM185 256H184V258H185ZM189 256H190V255H189ZM189 256H188V257H189ZM191 256H192V254H191ZM206 256H207V255H206ZM206 256L203 257V258H206V261H208L207 257L209 258V257H211V256H207V257H206ZM214 256L216 257L215 254H214ZM214 256H212L211 258L213 259ZM221 256H222V254H221ZM231 256H232V255H231ZM246 256H247V254H246ZM255 256H256V255H255ZM11 257H12V256H11ZM34 257H35V256H34ZM54 257H55V258H54ZM67 257H66L65 259H67ZM77 257L75 256V260L80 261L81 259H80V258L76 259ZM84 257H85V258H86V257L88 258V256H86V255H84ZM96 257H97V256H96ZM118 257H119V256H118ZM131 257H132V256H131ZM152 257H151V258H152ZM162 257H166V256H162ZM175 257H176V256H175ZM177 257H178V256H177ZM193 257H194V256H193ZM235 257H237V256H235ZM242 257H243V256H242ZM242 257H241V258H242ZM244 257H245V256H244ZM248 257H250V256H248ZM260 257H261V256H260ZM260 257H259V258H260ZM262 257H263V256H262ZM20 258H21V257H20ZM22 258H24V257H22ZM31 258H33V257H31ZM35 258H36V257H35ZM39 258H40V257H39ZM46 258H47V260H50V259H51L50 257H46ZM53 258H54L53 260H55V259H57V258H58L57 260H59V258H61V256L58 257V255H57V257H56V256H53ZM85 258H84L83 261H82V260H81V261H82L84 264H85V261H87V262L90 263V261H88L87 258H86V260H85ZM91 258H93V257L90 256V257H89V260H90ZM127 258H129V257H127ZM169 258H168V259H169ZM178 258H179V257H178ZM178 258H177V260H178ZM180 258H181V257H180ZM182 258H183V256H182ZM182 258H181L180 260H182ZM197 258H194L195 261L197 260ZM218 258H219V256H218ZM220 258H221V257H220ZM222 258H223V256H222ZM228 258H229V256H228ZM228 258H226V259H228ZM237 258H238V257H237ZM252 258H253V257H252ZM256 258H257V257H256ZM256 258H254V259H256ZM62 259L64 260V258H62ZM62 259L59 260L58 262L60 263V262L62 261ZM72 259H73V256H72ZM93 259H96V258H93ZM125 259H126V258H125ZM159 259L161 260V259H163V258H158V260H157V258H156V259H153V260H155V261H156V260H157V261H160ZM164 259H165V258H164ZM186 259H187V258H186ZM194 259H193V258L191 259V258L189 257V259H187V261H189V260L191 261V260H192V262H194V261H193ZM209 259H210V258H209ZM223 259H224V258H223ZM229 259H230V258H229ZM232 259H233V257H232ZM239 259H240V258H239ZM11 260H12V259H10V261H11ZM13 260H14V259H13ZM18 260H19V259H18ZM23 260H24V259H23ZM30 260H31V259H30ZM30 260H29V261H30ZM37 260H38V259L36 258V260H34V261L36 262ZM42 260H43V259L38 260V261L41 262ZM47 260H46V262L43 263V264L48 263ZM69 260H70V258H69ZM97 260H98V259H97ZM97 260H96V261H97ZM122 260H123V259H122ZM127 260H128V259H126L125 262H124V260H123V262L126 264ZM129 260L131 261V259H129ZM129 260H128V261H129ZM134 260H135V259H134ZM141 260H142V259H141ZM141 260H140V261H141ZM148 260H149V258H148ZM166 260H167V259H166ZM184 260H185V259H184ZM184 260H183V262H184ZM198 260H197V261H198ZM215 260H216V258H215ZM217 260H218V259H217ZM235 260H236V259H235ZM235 260L233 261L234 263H235ZM246 260H247V259H246ZM246 260H245V261H246ZM257 260H258V259H257ZM260 260H261V259H260ZM262 260H263V259H262ZM6 261H7V260H6ZM20 261H21V260H20ZM24 261H25V260H24ZM32 261H33V260H32ZM34 261H33V262H34ZM44 261H45V260H44ZM64 261H65V260H64ZM66 261L69 262L68 260H66ZM77 261H75V262L77 263ZM81 261H80V264H83ZM96 261H95V262H96ZM137 261H139V260H136V262H137ZM144 261H145V260H144ZM146 261H147V259H146ZM155 261H154V262H155ZM157 261H156V262H157ZM168 261H169V260H168ZM206 261H205V262H206ZM212 261H213V260H212ZM212 261H211V262H212ZM224 261H225V260H224ZM239 261H240V260H239ZM242 261H243V260H242ZM258 261H259V260H258ZM263 261H264V260H263ZM263 261H262V262H263ZM13 262H14V261H13ZM17 262H19V261H17ZM25 262H26V261H25ZM25 262H24V263H23V262H19V263H23V264H25ZM33 262H32V264H33ZM50 262H51V260H50ZM58 262H57V264H58ZM62 262H63V261H62ZM62 262H61V263H62ZM72 262H73V261H72ZM72 262H71V263H72ZM120 262H121V260H120ZM123 262H122V263H123ZM133 262H134V261H133ZM142 262H143V261H142ZM151 262H153V261L151 260ZM160 262H161V261H160ZM160 262H157V263L161 264ZM162 262H163V261H162ZM172 262H173V261H172ZM175 262H176V258H175ZM175 262H173V264H174ZM178 262H181V261H178ZM192 262H191V263H192ZM198 262H200V261H198ZM198 262H197V264H198ZM211 262H210V263H211ZM219 262H220V261H218V263H219ZM229 262H230V261H229ZM231 262H232V261H231ZM231 262H230V263H231ZM249 262H251V261H249ZM10 263L13 264L12 262H10ZM30 263H31V262H30ZM52 263H53V262H51V264H52ZM54 263H55V261H54ZM69 263H70V262H69ZM69 263H68V264H69ZM73 263H74V262H73ZM73 263H72V264H73ZM91 263H92V262H91ZM97 263H98V262H97ZM118 263H119V262H118ZM131 263H132V262H131ZM146 263H147V262H146ZM157 263H155V264H157ZM194 263H195V262H194ZM194 263H193V264H194ZM200 263H201V262H200ZM200 263H199V264H200ZM208 263H209V261H208ZM218 263H217V264H218ZM226 263L228 264V262H226ZM230 263H229V264H230ZM237 263H238V262H237ZM241 263H242V262H241ZM3 264H4V263H3ZM8 264H9V263H8ZM14 264H16V263L14 262ZM36 264H37V263H36ZM41 264H42V263H41ZM49 264H50V263H49ZM74 264H75V263H74ZM86 264H87V263H86ZM99 264H100V263H99ZM127 264H128V263H127ZM133 264H134V263H133ZM139 264H140V263H139ZM141 264H142V263H141ZM149 264H150V263H149ZM162 264H163V263H162ZM170 264H171V262H170ZM176 264H177V263H176ZM180 264H181V263H180ZM184 264H186V262H184ZM187 264H188V262H187ZM189 264H190V263H189ZM195 264H196V263H195ZM201 264H202V263H201ZM204 264H206V263H204ZM212 264H214V263L212 262ZM215 264H216V263H215ZM219 264H220V263H219ZM221 264H222V263H221ZM224 264H225V263H224ZM231 264H232V263H231ZM235 264H236V263H235ZM239 264H240V263H239ZM245 264H246V263H245Z\"/></svg>",
  "mask_w": 264,
  "mask_h": 264
}]
</instances>
